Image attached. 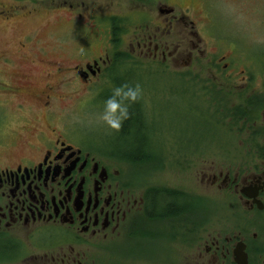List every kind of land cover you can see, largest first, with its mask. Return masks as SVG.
Wrapping results in <instances>:
<instances>
[{
  "label": "flooded vegetation",
  "instance_id": "1",
  "mask_svg": "<svg viewBox=\"0 0 264 264\" xmlns=\"http://www.w3.org/2000/svg\"><path fill=\"white\" fill-rule=\"evenodd\" d=\"M65 1L50 5L46 0H0V26L33 12L63 8ZM131 1L137 4L135 12L142 14L145 5L155 2L157 15L147 19L146 14L144 18L135 14L137 19L132 21L117 19L123 31L115 40L109 18L119 16L104 18L109 35L102 36L105 41L99 43L101 51L90 57L82 50L92 45L68 42L63 37L50 45L34 35H25L11 46L0 48V107L3 112L9 108L17 114L15 119L0 117V264H148V243L193 249L195 232L207 225L208 204L214 201L208 192L198 194L190 185L169 186L149 180L152 173L162 172L172 157L175 159H168L169 163L196 176L206 191L213 189L228 198L240 219L253 226L260 224L257 215L264 210V161L258 157L263 150L253 142V132L246 131L242 147L221 146L223 161L202 159L195 170L192 155L201 150L193 148L192 141L168 148L160 140L163 133L156 121V106L157 98L164 94L160 90L151 92L158 91L159 69L149 74L147 83L146 72L129 64L137 60L172 65L170 74L180 79L183 87L171 90V94L187 97L196 108L190 83H183L191 76V80L203 83L202 97L210 98L208 105H198V113L210 119L213 110L217 114L214 120L229 122H246V115L239 118L240 108L250 113L249 102L263 97L253 84L257 76L247 68L236 70L229 59L230 63L225 62L222 53L202 48L195 22L175 12L177 3ZM74 8L81 17L78 5ZM91 22L95 27L93 16ZM179 23L181 32L190 37L185 44L178 33ZM125 42L127 51L120 48ZM197 55L206 60V67H194L199 61ZM136 83L143 91L129 107L128 123H141L139 130L130 123L127 131L139 132L143 142L121 148L117 145L123 133L120 130L87 132L86 120L79 115L83 108L90 104L97 113L114 86ZM263 110L260 126H264ZM258 118H250L252 130L257 128L253 126ZM260 140L263 144L264 139ZM130 151L144 158L136 162L129 158ZM178 158L183 161L179 163ZM137 171H142L139 178ZM163 197L173 204V213L161 212ZM196 202L202 207L198 210V229ZM235 203L253 220L240 214ZM242 232L208 234L198 259L187 254L184 264H235L233 249L240 240L245 244L247 264H264V228H256L249 238ZM132 240L141 244H131Z\"/></svg>",
  "mask_w": 264,
  "mask_h": 264
},
{
  "label": "rangeland",
  "instance_id": "2",
  "mask_svg": "<svg viewBox=\"0 0 264 264\" xmlns=\"http://www.w3.org/2000/svg\"><path fill=\"white\" fill-rule=\"evenodd\" d=\"M47 1L51 2L50 5H58L60 2V0H46V2ZM165 1L177 3L178 5L174 7L175 12L180 15L184 13L187 15L186 19L195 22L196 28L199 30L202 48H206V51L209 53H222L225 56V62H229V59L234 63L233 66L236 70L248 69L250 73L255 74L257 77H253V84L256 85L258 94L264 97V0ZM65 2L67 3L65 6H62L63 8L57 7L55 10L51 11L48 10L45 12V10H43L41 12H33L29 17L13 19L7 24L0 26V48L11 46L17 40H21L25 35H34L42 41H48L50 45H52L54 41L56 42L59 40L60 37H63V39L66 38L65 40L68 42L80 41L83 45H92L91 48L88 47L82 50L84 56L90 57L92 54L101 51L100 48L103 46L101 44L99 45V43H104L105 41L102 36L107 37L109 35L106 29L108 26L103 21L104 18L109 15H117L125 21H132V19H137L135 14H139L141 18H144V14H146L147 19L154 14L155 16L157 15L155 2L145 5L144 14L140 11L135 12V9H138L135 7L137 4L133 3L131 0H66ZM70 3L73 4V8H68ZM76 5H78L77 10L80 12L81 17L73 10ZM72 11H74V14ZM91 16L94 17L95 27L91 25ZM76 22L79 23L76 24ZM182 28V23H179L177 28L178 33L185 38V44L190 37H186L184 32H181ZM120 48L121 50L127 51V42L120 46ZM196 57L199 59L198 55ZM196 62L197 64L194 66L196 68L206 67L207 65L203 57ZM138 64L140 65L138 66ZM129 65L139 70H144L146 72L145 74H147V83L151 76L149 74H154L155 69H159L156 76L159 74L161 75L158 76L157 80L155 78L158 91L153 89L151 92L156 93L160 90L164 94V96L157 98L156 106V111L158 112L156 121L159 126V131L162 130L163 133V138H160V140L163 141L168 148L171 145L175 146V143H177L179 147L182 142L192 141L194 145L191 146L201 150L200 152L196 150L194 155H192L195 170L200 166L202 159H206L205 161L214 159L215 161L222 160L219 155L221 154L219 151L221 146L228 145L226 148L232 149L242 147V143H246L245 133L251 130L250 124L244 125L241 121L229 122L220 119V122L223 123L217 122L221 125L219 126L216 125L215 121L212 119V117L215 119L217 115L212 112L213 110H210V116H212L210 119H208L205 114L198 113L200 109L198 105L200 103H202V105H208V100L210 99L209 97H202L201 92L203 90V83L191 80V76L189 79H183L184 84L190 83L189 87H191L195 94L193 100L196 102L197 107L194 108L195 103H190L187 97L171 94V90L180 91L183 87L180 79L170 74L171 71L169 67L172 68V65L164 64L156 66L153 63H144L137 60L131 61ZM146 82L144 83L147 84ZM206 86L209 87V83H206ZM86 94L83 95L85 96ZM210 106L214 107L211 102ZM262 107L264 106L262 105L254 112L257 116L259 115V118L253 127L260 126V111ZM6 110L7 111L3 112L4 108L0 107V117L13 116L15 119L17 114L9 108ZM100 111L95 113L94 109L88 104L79 114L83 121L86 120L84 128H88L87 132L96 133L98 130L102 132L109 131V128L97 123L94 119ZM90 119L92 120L90 121ZM87 120L90 122H87ZM173 138L174 142L171 141ZM259 142H262V140H259ZM168 159H175V157ZM168 159V163L163 166L165 169H163L162 172L152 173L149 180L154 181L156 184L169 186L171 184H178L180 187L185 184L187 186L190 185L198 194L204 192L207 194L208 192V196L211 197L214 202L208 204L211 210H209V216L206 218V220H208L206 223L207 225L204 226L201 231H198V233L195 232V238L192 241L193 249L187 251L186 248H184L183 250L181 245L178 244H176V248L171 249L169 245L163 244L164 246H162L160 243L156 245L154 242L148 243V251L146 253V261L148 264H153L150 260L158 264H166V261H174L175 264H184L187 254L190 253L194 255L195 259H198L197 255L199 252H203L204 238H206L208 234L210 236H215L217 232H221V236L226 234L231 235L243 229L242 235H246L245 237L249 238L250 234L256 231V228H264V210L262 214L257 215L260 217V224L258 227L253 226L250 222L240 219L237 214L233 213L234 210L230 208L231 204L228 198L226 200L224 196L214 193L213 189L206 191L202 184L200 185L196 176L193 177L183 168H175L173 164L169 163L170 161ZM178 160L179 163L183 161L181 158H178ZM166 166L169 167L166 168ZM140 172H135L137 178L141 176L142 173ZM234 206H238L240 214L243 213L239 203H235ZM243 214L248 218V221L252 219V216L246 215V213ZM253 222L257 221L254 220ZM134 243H136V245L141 244L140 242L132 240L131 244ZM252 258L256 259V255H253Z\"/></svg>",
  "mask_w": 264,
  "mask_h": 264
},
{
  "label": "trees",
  "instance_id": "3",
  "mask_svg": "<svg viewBox=\"0 0 264 264\" xmlns=\"http://www.w3.org/2000/svg\"><path fill=\"white\" fill-rule=\"evenodd\" d=\"M120 17H111L109 18L110 21H111V27H112V30H111V35L114 37V40L117 39V37L119 38L121 32L123 31V25H120L121 22H118L117 19H119ZM113 40V41H114ZM249 105L251 108V112L250 113H247V109L245 107L243 108H240L241 109V112H240V116L239 118L240 119H245L243 118L245 115L247 117V119L245 120L246 122H248V124H252L251 123V120L250 118H253L254 116L256 117H259V115L257 116L254 112L257 111L258 108H260L262 105H264V98H261V96L256 100V101H250L249 102ZM212 117V116H210ZM212 119L214 120V117H212ZM126 122H123L122 124V127L120 129L122 133L120 139L118 140L119 144L118 147H121V148H127V147H132V146H138V144H141L142 139H141V135L140 133H130L127 131V128L130 126V123H132V126L136 129V130H139V127H140V123L141 121L138 120V122H130L128 123V119L125 120ZM215 121V124L216 125H219L221 126L220 124H218L217 122H220L219 120H214ZM235 122H238V121H235ZM246 122H243L244 125H246L247 123ZM220 123H223V122H220ZM248 129V128H247ZM249 130V129H248ZM127 131V132H126ZM250 132L252 131L253 134H254V141L253 142H256L257 145L259 147L262 148L263 150V154H260L258 157L259 159L263 160L264 161V143L263 144H259V140L260 139H264V126H259L257 127L256 129H253L251 128V130H249ZM252 141V140H251ZM132 160H135L136 162H139V161H142V158H144V156H141V154L137 153V152H133V151H130V157ZM163 196H166V193H162ZM167 198L163 197L162 198V203L161 205L163 206V208L161 209V212L162 213H166L168 211V214H171L174 212V209H173V204L172 203H167ZM199 204L200 203H197L196 202V212H195V229H198L199 227V221H198V210L199 208H202V207H199Z\"/></svg>",
  "mask_w": 264,
  "mask_h": 264
},
{
  "label": "clouds",
  "instance_id": "4",
  "mask_svg": "<svg viewBox=\"0 0 264 264\" xmlns=\"http://www.w3.org/2000/svg\"><path fill=\"white\" fill-rule=\"evenodd\" d=\"M142 91L139 83L114 86L111 95L103 101L96 122L118 132L123 122L128 119L129 107L140 99Z\"/></svg>",
  "mask_w": 264,
  "mask_h": 264
},
{
  "label": "water",
  "instance_id": "5",
  "mask_svg": "<svg viewBox=\"0 0 264 264\" xmlns=\"http://www.w3.org/2000/svg\"><path fill=\"white\" fill-rule=\"evenodd\" d=\"M262 117L264 118V110L262 112ZM233 259L235 264H247L248 262L247 253L245 251V244L241 240L236 242L235 244V247L233 249Z\"/></svg>",
  "mask_w": 264,
  "mask_h": 264
}]
</instances>
